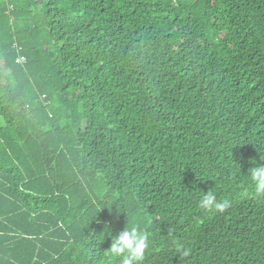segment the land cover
Returning a JSON list of instances; mask_svg holds the SVG:
<instances>
[{
    "label": "trees",
    "instance_id": "1",
    "mask_svg": "<svg viewBox=\"0 0 264 264\" xmlns=\"http://www.w3.org/2000/svg\"><path fill=\"white\" fill-rule=\"evenodd\" d=\"M261 165L264 0H0V264H264Z\"/></svg>",
    "mask_w": 264,
    "mask_h": 264
},
{
    "label": "clouds",
    "instance_id": "2",
    "mask_svg": "<svg viewBox=\"0 0 264 264\" xmlns=\"http://www.w3.org/2000/svg\"><path fill=\"white\" fill-rule=\"evenodd\" d=\"M249 175L255 193L264 195V165L252 168ZM229 206V201L217 200L212 192L205 194L199 202V207L205 211L224 212ZM149 247L148 235L138 225L132 224L112 239L109 254L120 258V264H142ZM180 250L185 256L189 254L183 246Z\"/></svg>",
    "mask_w": 264,
    "mask_h": 264
},
{
    "label": "built area",
    "instance_id": "3",
    "mask_svg": "<svg viewBox=\"0 0 264 264\" xmlns=\"http://www.w3.org/2000/svg\"><path fill=\"white\" fill-rule=\"evenodd\" d=\"M23 61H24L23 58H19L17 62H18V63H22Z\"/></svg>",
    "mask_w": 264,
    "mask_h": 264
}]
</instances>
